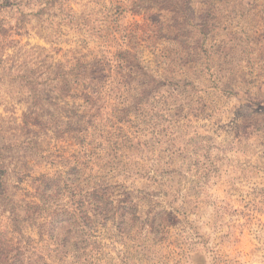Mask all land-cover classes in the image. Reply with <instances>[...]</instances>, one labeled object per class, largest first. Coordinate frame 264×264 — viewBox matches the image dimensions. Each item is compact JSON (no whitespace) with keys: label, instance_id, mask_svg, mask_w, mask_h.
<instances>
[{"label":"rangeland","instance_id":"obj_1","mask_svg":"<svg viewBox=\"0 0 264 264\" xmlns=\"http://www.w3.org/2000/svg\"><path fill=\"white\" fill-rule=\"evenodd\" d=\"M5 116L0 264H264V0H0Z\"/></svg>","mask_w":264,"mask_h":264},{"label":"trees","instance_id":"obj_2","mask_svg":"<svg viewBox=\"0 0 264 264\" xmlns=\"http://www.w3.org/2000/svg\"><path fill=\"white\" fill-rule=\"evenodd\" d=\"M48 62L50 61L47 60L46 64L43 63L44 65L36 66L32 72H27V75L22 74L21 76L24 79L23 85H21L22 86L21 93L27 96V100H25L23 103L26 109V111H23V115H24L22 119L23 125L21 124L19 125V127L25 126V128H39V129L45 128V124L44 122H42V118L48 111V103L50 97L49 82L52 80V78L48 76L50 74V67H49L50 64ZM8 119H10L8 116L7 117L5 116L3 119L0 118V122H1L0 127H7L9 123ZM7 129L8 128L4 129V131ZM39 129H35V130H39ZM0 175L3 181L2 191H0L2 193L1 199H5L10 203L11 201L14 200H16V202H19L20 194H18L17 190L15 189V186L19 190L22 189L23 187L22 186L20 187L19 185L17 186L16 184L10 185L13 182L11 175L7 174L5 169H1V165H0ZM47 180L48 178H44L40 182V184L37 185V187L44 188L45 191ZM16 181H18L17 184L20 185H22V183L27 184V180L25 179L24 182H22L20 176L16 177ZM46 204L47 202L43 201V205ZM14 227H15L14 223H13V227L2 226V224L0 223V261L6 260L7 258L10 257H14V255L17 253L18 230L16 229V227L15 228Z\"/></svg>","mask_w":264,"mask_h":264}]
</instances>
